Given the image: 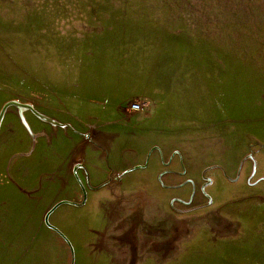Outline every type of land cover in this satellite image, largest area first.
<instances>
[{"label":"rangeland","instance_id":"obj_1","mask_svg":"<svg viewBox=\"0 0 264 264\" xmlns=\"http://www.w3.org/2000/svg\"><path fill=\"white\" fill-rule=\"evenodd\" d=\"M102 18L159 33L87 73ZM12 99L60 124L4 113L0 264H264V0H0Z\"/></svg>","mask_w":264,"mask_h":264},{"label":"crops","instance_id":"obj_2","mask_svg":"<svg viewBox=\"0 0 264 264\" xmlns=\"http://www.w3.org/2000/svg\"><path fill=\"white\" fill-rule=\"evenodd\" d=\"M129 1H150V0H100V2H110V3H121V2H129ZM101 8H112V9H119L123 8L124 6L122 4H112L109 6L101 5ZM128 7L138 10L139 12H142L146 9H149V6H138V5H128ZM134 13V12H133ZM96 29L94 31V35L89 36L88 42L91 46V51L87 53V57L85 59V71L87 73H91L92 71H95L94 60L96 58V50H99L98 47L101 44V46L107 47L109 43H127L130 44L131 48L134 49V52H136V49H140L142 45L144 44H151L148 42V38H151L153 36H150V34L153 33H159L157 29H153L149 27L147 23L139 22L132 20L129 24H119L117 23V20H110V19H100L95 21ZM155 24H159L158 22H155ZM119 25H124V29L119 27ZM148 25V26H147ZM150 28V29H149ZM156 30V31H153ZM95 47L97 48L95 50ZM103 53L105 51L101 50ZM88 58V59H87ZM91 60V61H90ZM142 102V101H141ZM146 102V101H145ZM143 103V107L141 111L135 112L133 114H141L142 116H147L148 113L146 111V106L148 103ZM128 108V107H127ZM140 120V119H139Z\"/></svg>","mask_w":264,"mask_h":264},{"label":"water","instance_id":"obj_3","mask_svg":"<svg viewBox=\"0 0 264 264\" xmlns=\"http://www.w3.org/2000/svg\"><path fill=\"white\" fill-rule=\"evenodd\" d=\"M9 106H15L17 107L18 109V112H19V115H20V119L22 121V123L24 124V126L31 132L30 128H29V125L27 124L24 116H23V111H26V110H30L32 111L34 114H36L39 118L49 122V123H52L54 125H59L60 123L42 113H39L31 104L29 103H23V102H20L18 100H8L6 101L2 107H1V110H0V123H1V120L4 116V113L6 111V109L9 107ZM61 203H70V201L68 200H61V201H58L55 205H53L45 214L44 216V222L51 227V225L49 224V221H48V217H49V214Z\"/></svg>","mask_w":264,"mask_h":264},{"label":"built area","instance_id":"obj_4","mask_svg":"<svg viewBox=\"0 0 264 264\" xmlns=\"http://www.w3.org/2000/svg\"><path fill=\"white\" fill-rule=\"evenodd\" d=\"M129 112H138L142 110V104L138 101L131 102L128 106Z\"/></svg>","mask_w":264,"mask_h":264}]
</instances>
